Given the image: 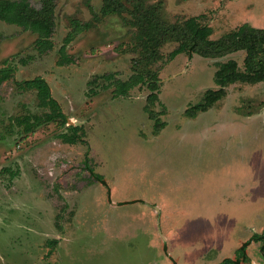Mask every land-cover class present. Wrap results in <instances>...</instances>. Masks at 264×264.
<instances>
[{
  "label": "rangeland",
  "instance_id": "1",
  "mask_svg": "<svg viewBox=\"0 0 264 264\" xmlns=\"http://www.w3.org/2000/svg\"><path fill=\"white\" fill-rule=\"evenodd\" d=\"M143 1L166 24L197 16L209 26L212 40L243 22L264 28V0ZM54 2L48 52L34 48V33L0 21V67H13L11 78L0 85V264H145V253L160 249L161 241L177 232V223L207 217L203 202L211 199L209 188L221 185L223 155L227 161L239 139L249 144L261 138L252 137L258 120L241 123L228 111L264 109V82L228 85L212 108L189 116L186 110L207 89L218 88L216 63L234 58L242 68L243 51L221 57L182 53L167 60L176 43L161 40L155 58L145 51L127 11L102 16V0ZM72 18L91 21L92 27L66 46L72 62L58 66ZM136 70L155 72L160 81L152 109L168 124L157 135L143 109L146 85L113 96L110 82ZM38 75L68 121L55 119L25 132L17 119L48 111L38 105L35 89L20 86ZM75 134L81 142L65 141L64 135L68 140ZM239 149L237 155L245 159L249 153L244 145ZM221 213L214 216L213 234L228 229L230 219L224 223ZM231 213L243 218L236 211H228V217ZM182 227L197 234L194 221Z\"/></svg>",
  "mask_w": 264,
  "mask_h": 264
},
{
  "label": "trees",
  "instance_id": "2",
  "mask_svg": "<svg viewBox=\"0 0 264 264\" xmlns=\"http://www.w3.org/2000/svg\"><path fill=\"white\" fill-rule=\"evenodd\" d=\"M55 2L54 0H41V5L35 7L29 0H0V20L15 24L36 35L34 46L39 52H47L53 48L52 34L55 28ZM127 11L133 22L138 26V36L143 38L141 43L147 53L156 58V46L161 40H169L176 46L168 53L167 60H172L179 54H198L203 57H221L237 51H243V66L240 68L234 58L217 62L213 80L218 88L207 89L201 100L188 108L189 116L204 112L225 96V87L235 83L254 84L264 82V28L256 27L243 22L232 31L219 37L210 38V28L198 21L197 16H191L178 24L161 22L155 14L156 9L145 6L143 0H102L100 14H120ZM92 27L91 21L70 19V29L63 38L59 48L57 65L63 66L72 62V57L66 53V46L76 35ZM13 70L10 66L0 67V85L11 78ZM113 96H124L136 86L146 85L149 93L146 96L144 110L148 117L154 121L153 132L158 134L165 126L153 111L152 107L159 100V81L155 72L134 71L127 79H114ZM22 89H35L38 105L48 108V111L38 114H28L18 120V124H25V132L34 129L46 122L60 119L61 124L66 121L58 103L51 97L49 87L42 77H35L20 82ZM66 137V135H64Z\"/></svg>",
  "mask_w": 264,
  "mask_h": 264
},
{
  "label": "crops",
  "instance_id": "3",
  "mask_svg": "<svg viewBox=\"0 0 264 264\" xmlns=\"http://www.w3.org/2000/svg\"><path fill=\"white\" fill-rule=\"evenodd\" d=\"M228 114L232 116L233 120L240 121L241 123H249V121L255 122L258 120L259 126L252 133V137L261 138H257L256 141H250L249 144H247L246 140L239 139L234 144L237 151H228V162L226 161L227 156L223 155L224 168L221 172L222 180L218 178L221 181V185L216 189L209 188L206 191V193H211V199L207 201L209 205L203 202V209L208 215H206L207 217L196 218L190 221H194L197 234L193 235V232L188 234L190 229L186 232L184 231L182 226L190 222L184 223L181 227H177V238L174 239L176 246L179 248H188L191 252L189 255L190 261L197 264L206 263V261L202 260L205 254L206 256L210 254V257L207 256V259L211 258V253H214V258H211L212 260L219 258L216 250H218V247L220 250L224 245V235L222 231L219 234L211 233V226L216 225L213 221L214 216L218 215L219 211L223 212L222 214L225 215L227 221L230 219L228 224V244L233 240L232 237L240 232L241 227H243L242 225H249L253 220L260 218L262 219V224H264V176L258 175L260 172L264 173V135L262 137L261 133H258L264 132V109L249 114H239L232 109L228 111ZM229 143L230 137L228 140ZM243 145L244 149L249 153L245 159L244 155L241 154L240 157L236 153L240 151L239 147ZM221 190L224 191V195L221 199H218L217 196H219ZM193 195L196 201V195L198 194L193 193ZM215 202L217 203L216 207ZM228 211H236L243 218H232L233 213L228 217ZM216 219H218V216ZM191 224L193 225V223ZM209 263H211V260Z\"/></svg>",
  "mask_w": 264,
  "mask_h": 264
},
{
  "label": "flooded vegetation",
  "instance_id": "4",
  "mask_svg": "<svg viewBox=\"0 0 264 264\" xmlns=\"http://www.w3.org/2000/svg\"><path fill=\"white\" fill-rule=\"evenodd\" d=\"M0 21H2V20H0ZM62 43H63V40H62ZM34 48H35V46H34ZM37 52H39V51L37 50ZM39 53H41V52H39ZM42 53H45V52H42ZM56 65H57V63H56ZM58 66H60V65H58ZM10 68L13 70V67H10ZM36 77H42V76L38 75ZM42 78L45 80L44 77H42ZM26 80H30V79H26ZM45 82L47 83V85L49 87L48 82L46 80H45ZM159 83H160V81H159ZM159 90H160V87H159ZM49 91H50V87H49ZM50 94H51V91H50ZM158 96H159V94H158ZM51 97H52V95H51ZM58 105H59V103H58ZM59 107H60V105H59ZM210 108H212V107H210ZM60 109H61V107H60ZM143 109H144V107H143ZM209 109H207V110H209ZM61 111H62V109H61ZM62 113H64V112L62 111ZM147 115H148V113H147ZM65 116H66V121L64 124H66L68 121V117L66 114H65ZM195 116H193V117H195ZM167 124H166V126H167ZM68 137H69L68 140H67V137H65V141L67 143H75V142L77 143L78 136L76 134L75 135H68ZM78 142H81V138ZM213 151H215V153L217 154V150L215 148H213ZM223 160H224V158H223ZM12 176H16L15 173H13ZM97 179L101 180V178H97ZM144 194H147V193L144 192ZM223 195H224V191L221 190L219 192V196H217V198L221 199L223 197ZM145 202H147L146 199H143L142 203L144 205L147 204ZM159 206H160V204H159ZM154 209L158 210L157 206L154 205ZM218 215H220V214H218ZM261 220H262L261 218L258 220H253L252 222H256V223L251 222L250 223L251 225L250 224L249 225H242L243 227H241L240 232L238 234H236L234 237H232L233 240H231V242L229 244H228V229H227L226 233L223 234L224 239H225L224 245L221 247L220 250H219V247L217 248L218 250H216L217 254H218L217 256H219V258L212 260L211 258H214L213 257L214 253H211V258L207 259V256L210 257V254H208L207 256L205 254L204 257L202 258V260L206 261V263H203V264H264V224H262ZM213 221L215 222V219ZM218 221H221V220L220 219L216 220V222L218 224H220V222H218ZM226 222H227V219H225L224 223H226ZM177 227H178V223L176 225V229H177ZM176 238H177L176 233L167 235L166 240L161 241L162 245H161L160 249L155 248V250L152 252H146L145 257H147L148 260L145 261V264H197V263H193L190 261L189 255L191 252L188 250V248H185V247L179 248L176 246L175 241H174V239H176ZM172 246H174L173 249H172ZM210 260H211V263H209ZM204 261H202V262H204Z\"/></svg>",
  "mask_w": 264,
  "mask_h": 264
}]
</instances>
